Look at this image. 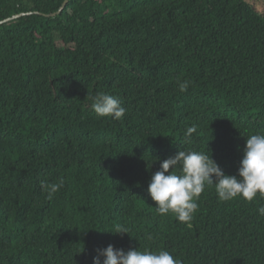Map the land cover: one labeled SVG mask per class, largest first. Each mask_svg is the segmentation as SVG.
Segmentation results:
<instances>
[{
    "label": "trees",
    "instance_id": "obj_1",
    "mask_svg": "<svg viewBox=\"0 0 264 264\" xmlns=\"http://www.w3.org/2000/svg\"><path fill=\"white\" fill-rule=\"evenodd\" d=\"M63 2L0 0V264H92L109 244L264 264V199L206 187L189 228L147 193L155 157L201 150L236 175L264 134V0H68L51 15ZM98 92L122 119L94 113ZM61 179L49 199L41 181Z\"/></svg>",
    "mask_w": 264,
    "mask_h": 264
},
{
    "label": "clouds",
    "instance_id": "obj_2",
    "mask_svg": "<svg viewBox=\"0 0 264 264\" xmlns=\"http://www.w3.org/2000/svg\"><path fill=\"white\" fill-rule=\"evenodd\" d=\"M191 83L189 80L177 81L181 92H186ZM90 99L91 109L99 117L120 120L126 114L125 107L114 95L98 92ZM196 132L195 125L187 127L184 132L185 141H190ZM242 153L236 175L225 174L212 156L201 150H186L183 147V150L165 160L155 157L160 168L151 174L147 193L155 203L156 213L161 216L171 213L190 228L198 208L196 201L206 187H214L221 202L236 198L252 202L258 196L264 199V134L248 135ZM63 186L62 179L58 183L41 181L42 191L47 193L49 199ZM258 214L264 217V205L258 208ZM107 232L128 234L129 230L116 224L112 231ZM147 239L152 240V235L148 234ZM92 264H182V261L164 249L152 250L146 247L141 251L138 247L125 251L109 244L105 248L96 249Z\"/></svg>",
    "mask_w": 264,
    "mask_h": 264
},
{
    "label": "water",
    "instance_id": "obj_3",
    "mask_svg": "<svg viewBox=\"0 0 264 264\" xmlns=\"http://www.w3.org/2000/svg\"><path fill=\"white\" fill-rule=\"evenodd\" d=\"M67 2H68V0H64L63 4H62V6L59 8V10H58L56 13H53V14H51V15H55V14H57V13H60V12L63 10V8L66 6ZM19 15H20V14H19ZM19 15H15V16H13L12 18L18 17ZM10 19H11V18H10ZM10 19H6V20H4L3 22H7V21L10 20Z\"/></svg>",
    "mask_w": 264,
    "mask_h": 264
}]
</instances>
